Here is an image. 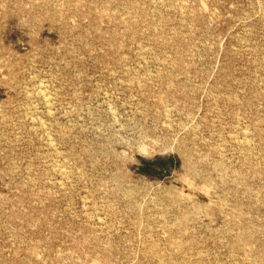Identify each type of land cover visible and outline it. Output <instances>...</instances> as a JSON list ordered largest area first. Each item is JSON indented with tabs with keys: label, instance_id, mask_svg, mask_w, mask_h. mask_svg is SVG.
<instances>
[{
	"label": "rangeland",
	"instance_id": "1",
	"mask_svg": "<svg viewBox=\"0 0 264 264\" xmlns=\"http://www.w3.org/2000/svg\"><path fill=\"white\" fill-rule=\"evenodd\" d=\"M0 264H264V0H0Z\"/></svg>",
	"mask_w": 264,
	"mask_h": 264
}]
</instances>
